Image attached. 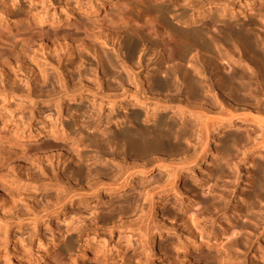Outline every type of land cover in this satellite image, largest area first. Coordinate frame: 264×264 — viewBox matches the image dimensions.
Returning <instances> with one entry per match:
<instances>
[{
	"label": "rangeland",
	"instance_id": "obj_1",
	"mask_svg": "<svg viewBox=\"0 0 264 264\" xmlns=\"http://www.w3.org/2000/svg\"><path fill=\"white\" fill-rule=\"evenodd\" d=\"M223 1V4L213 2L200 7L203 0H191V3L177 0V4L170 1L164 7H167L169 22L178 28L203 25L208 17L213 16L215 21L209 33L215 35L223 21L230 20V13L243 7L244 0ZM110 4L113 11L122 8L123 4L129 5L136 19L153 17L156 23L162 22L155 6L149 7L136 0H0V164L3 159L9 158L7 166L0 169V177L5 174L4 177L9 178L8 181L0 179V184L8 189L7 192L0 189V264H54L53 258L58 253H62L63 264H194L184 255V247L191 241L199 243L201 238L217 243L222 252L217 254L215 248L209 249V253L202 252L201 264H264V176L256 179L249 189V185L255 182L252 175L255 164L243 161L239 164L237 182L232 181L227 166L230 160L223 158L224 152L220 148L225 135L243 132L237 130L238 124L219 133L220 138L213 144L218 150L215 161L203 164L201 159L193 171L183 169L174 186L168 175L169 167L152 166L147 174L136 172L132 176V186L124 195H119L117 191L108 192L104 188L98 197H75L71 203L66 201L64 208L55 210L52 202L57 194H63L61 189L15 178H45L46 172L51 175L57 173V177L72 187L95 188L97 182L94 178L98 169L105 170L106 173L101 176L105 182L112 178L111 170L115 172L117 166L112 160L113 154L121 156L123 150L119 133L125 129H142L147 133L154 126L155 122H142L133 115L132 112L136 111L143 118L146 111L150 113L152 110L132 105L130 97L121 96L123 89L117 76L125 77L127 66L135 65L139 49L132 57L124 59V50L115 53L111 46L118 49V44L109 37L111 41L108 45L112 44L107 55L111 58L113 70L104 60L100 61L101 54L96 56L92 51L84 52L81 64L77 62L73 67L72 61L77 60V52L72 53L74 46L71 44L67 46L68 39L47 41L38 36L48 26L61 29L65 23L70 26L79 18L81 24L90 27V35L87 36L96 39L104 29L95 26L103 23L106 16L112 13V10L105 11ZM191 4L193 7H190ZM224 5L226 12H223L224 16L219 15ZM183 9L187 14L192 13L196 20L194 23H183L180 18ZM206 10L209 15L203 16ZM250 17L256 20L257 26L251 28L260 35L259 48L264 55V3L257 1ZM28 18L40 24L33 28ZM83 31L84 28L72 32L74 39L79 41ZM257 59L248 49L231 41L216 42L211 51H191L185 66L190 67L192 74L203 83V90L209 86L214 88L202 97L184 99L185 94H181L176 103L203 107V103L212 104L213 91L231 99L229 94L235 86L221 89L218 77L239 69L247 75H254L259 68ZM139 70L133 69L135 72ZM195 70L199 73H194ZM57 71L65 74L68 88L86 86L82 88L85 92L81 99L68 101L65 97H57L56 93L60 90ZM151 72L148 68L139 74L143 85L141 91L149 96L165 98L169 90L155 89L150 84ZM204 74L211 75V79ZM95 76H99L102 86H97ZM42 78L44 81L41 82ZM102 98L103 107L98 110V101ZM110 108L118 116L124 115L125 122L115 125L108 117ZM161 114L166 117L171 113L163 111ZM217 114L228 115L223 111ZM185 117L189 119L192 115ZM127 118L135 122H127ZM170 120L179 119L172 114ZM179 123L180 120L176 125L179 126ZM186 124L188 129L190 124ZM17 127H20L17 132L23 136L22 139H16L11 133ZM66 134L84 138L80 149L87 161L81 179L70 169L73 163L68 168L56 159L49 163L40 157L46 153L44 151L56 150V143L65 140ZM37 135L38 138H34ZM186 137L188 140L193 138L190 131L181 140L184 147ZM41 140L50 143L53 148L34 150L33 146H25L26 142ZM25 150L30 152L28 159L20 157ZM192 152V146L186 152L169 146L148 152L139 159V163L151 166L162 160L175 165L182 161L186 153ZM256 159L264 164L260 156ZM217 164L225 166L224 171L218 170ZM142 190L154 197V208L150 212L154 218L153 235L157 236V248L154 250L148 247L153 235L144 229L142 216L144 211L148 212V202L140 200L138 194ZM248 191L251 192L249 200L246 196ZM204 198H207L206 201H203ZM128 200L135 202L127 209ZM34 216L42 217L35 220ZM202 249L203 246L199 248Z\"/></svg>",
	"mask_w": 264,
	"mask_h": 264
},
{
	"label": "bare ground",
	"instance_id": "obj_2",
	"mask_svg": "<svg viewBox=\"0 0 264 264\" xmlns=\"http://www.w3.org/2000/svg\"><path fill=\"white\" fill-rule=\"evenodd\" d=\"M136 1L147 6L149 5V7L155 6L162 22L159 24L156 23L153 17L136 19L132 16V7L129 5L123 4L122 8L113 11L111 7L112 4H110L105 11L112 10V13L106 16L103 23L101 22L95 26V28L104 29V34L100 31L102 33L100 36L98 35L99 33H95L99 36L96 39H94V37L91 38V40L90 37L87 36L90 35L88 34V29L90 27L81 24L79 18L74 20L70 26H68L67 23H65L61 29H53L48 26L38 34L41 39L47 41H52L56 38L68 39L69 41L66 43L67 46L71 44L74 46L72 53L73 51L77 52V60L72 61L73 67L77 62H80L81 64L82 59L84 58V52L91 53L92 51L96 56L101 54L100 61L104 60L109 69L113 70L114 66L111 62V58L107 55L108 48H110L109 45L112 44L111 42L108 45V42L111 40H114V42L116 40L118 44V49H116V46L114 47V45L111 46L114 48L115 53H118L119 50H124V59L132 57L137 49H139L140 53L137 56L135 65L127 66L125 77L117 75L119 77V86L123 89L121 96L130 97L132 105H140L144 109L150 108L152 110L150 113L146 111L143 118L139 117L140 114L134 111L132 113L135 117L140 118L142 122H155L154 126L151 130L147 131V133L142 129H125L119 133V137L122 140L120 146L123 150L121 156L113 154L112 160L117 166L115 167V172L114 170H111V172H113L112 178L110 177L109 181L105 182L103 181L104 178L101 177L106 173L105 170L98 169L97 177L94 178L95 182H97L95 188L89 187L85 189L83 187H72L69 183L66 184L62 181L59 176L57 177V173L51 175L46 172L45 178L23 179L21 176H15V178L20 180H31L42 184L56 186L58 189H61L63 194H57L52 202L55 210L64 208L66 201L71 203V201H74L75 197H98L100 190L104 188L108 192L117 191L120 193L119 195H124L127 189L132 186V176L136 172L147 174L152 169V166H158L161 168L169 167L170 173L168 175L171 176L172 184L174 186L176 181L181 177V171L183 169L193 171V167L198 164L201 159H203V164H206L209 161H215L214 156L215 153H218V150L216 145L213 144L220 138L219 133L225 128H231L237 124V130H242L243 132L236 131L225 135L226 137L224 136V139L221 140L220 144V148L224 152L223 158L228 157L230 160V163L227 165L231 173L229 177L232 181L237 182L239 164L243 161L245 164H255V169L252 174L255 182L249 185V189L254 186L256 179L260 176H264V164L256 159V156H260L264 159V55L259 48V45H261L259 44L260 35L254 31V28H251L252 26H257L256 20L250 17L255 3H257V1L264 3V0H244L241 4L243 7H240L238 12L232 11L229 17L230 20L223 21L221 28L215 35L209 33V29L215 21L213 16L208 17L203 22V25L199 26L178 28L171 25L166 15L167 7H164V4L170 1L177 4V0ZM213 2H221V4H223L224 1L203 0L200 7H204L206 4H211ZM187 3H191V0H187ZM190 7H193V4H191ZM225 9L226 6L224 5L222 7V12L219 13V15L224 16L223 12H226ZM208 10L210 11V9ZM208 10L203 11V16L209 15ZM180 18L183 20V23L187 25L196 21L195 18L192 17V13L187 14L185 9L181 11ZM28 22L33 28H36L40 24L36 23L33 18H28ZM83 28L85 30L83 31V37L79 41L75 40L72 32H77L81 29L83 30ZM89 39L91 41H89ZM97 41L101 42L99 43ZM229 41L248 49L252 53L253 58L255 56L258 57L256 61L259 67L258 72L254 75H247L244 71L239 69L227 75L218 77L217 81L219 85H222L220 86L221 89L226 86H235L232 94L231 91L229 94L231 99L225 98L219 91H213L212 104L203 103V107L199 108L190 107L188 104H177L176 100H180L181 97H179V95L181 94H185L184 99H187L188 97H202L205 95V92L212 91L214 88L213 86H209L207 89L203 90V83L192 74L190 67L185 66L184 62L188 60L190 52L193 50H197L198 52L199 50L211 51L213 50L214 43H228ZM262 44L264 45V43ZM119 55L121 54L119 53ZM144 60H146V62H144ZM80 64L78 66H80ZM202 65L203 64H201V67ZM54 68L57 70V67L54 66ZM135 68L140 70L135 72L133 71ZM148 68L152 70L149 74L152 79V83L150 82V84H152L157 90H169V94H167L165 98L149 96L141 91L140 87L143 88V85L142 81L139 80V74L144 69ZM194 73H199V70H195ZM57 74L60 81V90L57 91L58 93H56V95H58L57 97L59 99L65 97L68 101H78L84 96L83 94L85 91L83 90V87H86L85 85L82 87L83 89L79 88L81 86L78 88H74L76 86L68 88L65 74L59 71H57ZM204 76L206 75L204 74ZM206 78L211 79V75H207ZM94 79H96L98 87L102 86L99 76H95ZM40 81H44V78L40 79ZM89 88L90 86L88 89ZM91 89L92 87L90 90ZM97 90L99 91V89ZM99 95H96V97H99ZM102 95L100 97H104V95ZM95 101L96 100L93 99L94 105H96ZM102 101L103 98L101 101H98V110L103 107L101 105ZM113 111V108H110L108 117L112 118L115 125L125 122L124 115L118 116L115 112L113 113ZM163 111H169L171 114L163 117L161 114ZM220 111L226 112L228 115L219 116L217 112ZM172 114H176L180 120L179 126L176 125L179 120H170ZM187 114L192 115V118L187 119L185 117ZM138 118H136V120ZM127 122L135 121L127 118ZM187 122L190 124L188 129H186ZM19 128L20 127H17L16 129L11 130V133L16 139L23 138V136L17 132ZM187 131L191 132L193 138L190 140L194 142L191 143V141L188 140V137H186V147H184L182 145L184 142L181 140L184 138ZM34 138H38V135ZM44 142V140H41L40 142H26L25 146H33L32 149L34 150H48L53 148L50 143ZM83 144L84 138H74L66 134L65 140L56 143V150L44 151L46 153H43L40 157L42 161L45 160L49 163L52 159H56L58 162L65 163V166L68 168L71 163H73L70 169H72L78 179H81V174L87 161L82 156L83 151L80 149V146ZM169 146H172L174 149H179L182 152H186L187 149L192 146L193 152L190 154L186 153L185 156L182 157V161L175 165H171L170 163L166 164L162 160L154 162L151 166L139 163V159L145 157L148 152L165 149ZM197 148L199 149L198 152L195 151ZM20 157L28 159L30 158V152L25 150ZM8 161L9 158L2 160V163L0 164L1 170L7 166ZM10 161H13V159H10ZM24 164L25 166L27 165V163ZM217 169L224 171L225 166L217 164ZM207 175H210V172H207ZM4 176L5 174L1 175V181H8L9 178ZM0 189L4 192H7L8 190L1 184ZM138 195L140 196V200L142 199L148 202V212L144 211L142 217L144 221V229L153 235L155 230V227L152 224L154 223V218L153 213L150 212L154 208V197L150 192L144 190ZM246 196L249 200L251 198V192L248 191ZM206 199L207 198H204L203 201H206ZM134 202V200H128L126 202V208H130ZM136 205L139 204L137 203ZM159 205L160 202L158 207ZM158 210H160V208L157 209L156 212H158ZM40 217L42 216L35 217L34 219L36 220ZM158 235H161V231ZM156 238L157 236L154 237L153 235L148 241V247L150 250L157 248ZM202 246L203 249L199 250ZM212 248L216 249L217 254L220 255V253H222L220 252L217 243L213 244L212 242L201 238L199 243L191 241L186 245L184 247V255L194 262V264H201V253H209V249ZM189 251L192 252L188 253ZM53 260L54 264H63L62 253H58Z\"/></svg>",
	"mask_w": 264,
	"mask_h": 264
}]
</instances>
